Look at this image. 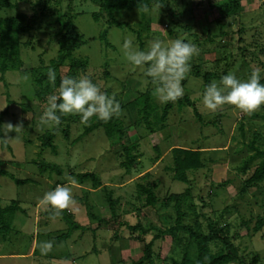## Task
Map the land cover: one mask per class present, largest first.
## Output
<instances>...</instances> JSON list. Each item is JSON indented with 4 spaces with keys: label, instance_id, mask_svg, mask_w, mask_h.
<instances>
[{
    "label": "rangeland",
    "instance_id": "rangeland-1",
    "mask_svg": "<svg viewBox=\"0 0 264 264\" xmlns=\"http://www.w3.org/2000/svg\"><path fill=\"white\" fill-rule=\"evenodd\" d=\"M224 1L230 2L231 9H219L218 16L211 4ZM44 2L47 8L42 12ZM234 2L238 3L236 9ZM239 2L155 0L143 11H116L115 17L130 27L110 26L102 39L100 34L107 23L102 16L93 19L99 5L92 0H0L1 17L25 13L29 25L28 32L17 35L25 72H0V134L5 140L2 144L0 137V205L17 200L20 206L11 230L0 234V264H132L143 256L144 245L150 239L151 260L140 264H172L173 260L182 264L183 255H195V244L187 239L186 232L170 230L177 212L174 200L168 197L187 188L189 198L181 206L183 223L204 233L212 225L228 236L239 259L227 264H264V180L247 182L259 157L243 166L253 153L251 142L264 150V106L247 113L226 104L211 113L201 97L205 85L219 81L224 74L235 73L246 79L258 68L264 76V69L252 59L245 60V35L249 32L245 28L256 20L253 13L245 11L248 7L240 12ZM258 6L261 13L264 2ZM56 11L70 19L86 39L75 51V56L88 60L86 70L77 76H89L120 101V116L129 141L137 144L131 150L136 157L127 165H121L126 159L122 144H112L101 127L84 134L90 122L83 124L78 114L65 115L62 127L67 129L68 138L61 130L56 131L55 151L42 146L41 136L52 126L39 123L46 103L38 99L32 78L47 71L50 59L57 55L60 23ZM130 34L142 49L153 38H183L199 48L182 81L190 103L179 107L175 101L164 127L154 133L148 132L128 105L151 89L143 83V70L134 69L121 54V45ZM205 70L216 72L208 82L202 76ZM67 72L65 62L56 76L61 80ZM152 101L161 113L163 104L154 96ZM8 124L13 129L9 130ZM172 147L202 150L203 164L188 172V184L172 176ZM42 162L59 165L61 171H41L38 164ZM146 171H150L146 181L155 182L154 192L161 201L154 207L142 206L136 191L134 179ZM79 172L94 173L101 185L91 188L90 178L79 183ZM70 177L95 190L69 185L73 203L67 208L72 212L64 210L78 226L60 237L68 224L49 217L52 208L48 205L36 203L57 183L68 184ZM138 221L146 232L129 229ZM132 232L140 238H133ZM48 240L53 241V247L45 254L41 244ZM209 245L215 251L219 243L214 240Z\"/></svg>",
    "mask_w": 264,
    "mask_h": 264
},
{
    "label": "trees",
    "instance_id": "trees-1",
    "mask_svg": "<svg viewBox=\"0 0 264 264\" xmlns=\"http://www.w3.org/2000/svg\"><path fill=\"white\" fill-rule=\"evenodd\" d=\"M94 3L99 5V10L92 14L95 21L99 19L100 16L107 23V27L101 32L100 37L105 39L107 28L110 26L116 27H130L129 23L126 21L119 20L115 17V13L118 10H131L137 8L143 11L148 8L151 3L155 0H92ZM46 2L43 3L40 11L43 12L46 9ZM7 5H10L7 3ZM212 7L216 8L217 11L228 7L231 9V4L228 1H224L221 4H211ZM238 7V3L234 2V9ZM219 10V11H220ZM218 11V16L220 15ZM58 16L57 20L60 23L58 30V51L55 58L50 59V67L55 70V72L62 66L65 62L68 63L67 76H77L78 73L84 72L87 68V58L75 56V51L83 44L86 43L84 36L76 29L74 23L65 17L61 12L56 11ZM66 18V19H65ZM220 23L219 18L217 23ZM218 23V24H219ZM29 25L26 23V14L17 13L16 15L1 17L0 16V72H5L7 70H20L22 69V60L19 54V43L17 40V35L20 32H28ZM222 32V31H221ZM223 33V32H222ZM137 37L140 39L139 33ZM49 70V69H48ZM48 70L42 75H35L32 78L33 84L35 86V92L38 99L46 103L47 97L54 92V88L50 81L48 80ZM215 71L205 70L202 74L203 79L208 82L212 76H215ZM58 84L60 83V78L56 76ZM261 83H264V77H262ZM151 89L146 90L140 96L128 103L129 107L136 111L138 114V119L143 122V125L148 130L149 133H154L156 130L164 127V121L169 110L173 107L174 102H168L163 104L161 113L158 112L157 105L152 101ZM177 105L181 107L185 103H190L189 97L183 95L182 98L178 99ZM65 115L61 117V123L58 126L53 125L51 129L45 131L41 136V142L43 147H49L52 151L56 150V145L53 143V138L56 131L61 130L64 133V137L68 138V131L62 127L65 121ZM101 127L106 135V137L111 141L112 144L121 143L123 147V152L125 155V160L121 161V165H127L131 162V158H135L136 155L131 153L136 147L135 142L129 141L126 127L124 122L119 115L114 117L107 122L91 118L90 123L85 127L84 134H87L94 130L95 128ZM2 144L5 143L4 137L0 134ZM249 147L253 150L252 155H250L248 161H245L244 168L248 162H250L255 157H259V161L254 168L251 175L248 177L247 182L254 184L264 180V150L255 146L252 142ZM171 153L173 156V163L171 170L173 171L172 176L175 180L189 183V171L197 170L202 166V150L200 149H190L183 147H172ZM41 171L55 170L60 172L61 168L59 165L53 163L42 162L38 164ZM150 176V171H146L143 174L136 177L135 185L138 197L142 200V206H157L161 201L154 192L155 182L151 184L146 181L147 177ZM77 181L83 183L88 178L91 179V188H97L101 185L100 180L92 172H79L76 174ZM145 181V182H144ZM189 198V188H187L182 193H171L168 200H174L175 209L177 212L175 224L171 227V231H184L187 233V239L192 240L195 244V255H183L182 264H227L230 262H235L239 259V254L236 246L231 242L230 238L221 233V230L215 229L212 225L209 227V232H201L197 227L193 225L183 223L181 218L184 215V211L181 210V206ZM20 210L19 202L17 200H12L9 204L5 206L0 205V234L8 232L12 228V220L16 211ZM54 209L48 212V216L51 218H61L68 224V230L60 237L69 234V232L78 226V224L71 218V216L63 209L60 211L59 215L55 214ZM138 208V214H140ZM129 229L134 231L140 229V233L146 232L141 223L138 221L135 225H129ZM132 237L139 239L140 235L132 232ZM158 237V235H155ZM217 241L219 243L218 248L212 251L209 245L210 241ZM153 239H150L144 245L143 256L136 262L132 264H140L145 261L150 262L151 251H152ZM172 264H180L177 260H173Z\"/></svg>",
    "mask_w": 264,
    "mask_h": 264
},
{
    "label": "clouds",
    "instance_id": "clouds-1",
    "mask_svg": "<svg viewBox=\"0 0 264 264\" xmlns=\"http://www.w3.org/2000/svg\"><path fill=\"white\" fill-rule=\"evenodd\" d=\"M134 36L126 37L121 45L124 60L135 68L143 70V83L151 85L152 95L161 103L175 102L184 95V81L190 71V61L199 54L198 46L183 38L163 40L153 38L146 48L134 44ZM48 80L54 92L47 97L46 107L39 118L41 126H58L64 115H76L87 125L91 118L107 122L121 114V104L115 94L103 91L87 75L64 76L56 85V72L49 68ZM260 69H254L246 78L242 79L235 73L221 76L219 81L213 80L205 85L201 94L203 106L211 113H215L223 105L251 113L264 106V83H261ZM9 130L13 125L8 124ZM77 181L69 178L68 184H57L42 196V203L60 211L73 203L72 187ZM53 241H44L41 251L47 253L52 250Z\"/></svg>",
    "mask_w": 264,
    "mask_h": 264
},
{
    "label": "crops",
    "instance_id": "crops-1",
    "mask_svg": "<svg viewBox=\"0 0 264 264\" xmlns=\"http://www.w3.org/2000/svg\"><path fill=\"white\" fill-rule=\"evenodd\" d=\"M264 2V0H240V12H242L246 7L248 9H245L246 12H251L255 16V23H249L246 25L245 30H249V32L245 35L247 37V43L245 48V60L248 61L250 59L253 60V62L258 65L262 70L264 69V10L260 13L259 11V4ZM248 5V6H247ZM250 5V7H249ZM246 6V7H244ZM250 9V10H249ZM247 14V13H246ZM253 55V56H251ZM248 57V58H247ZM264 77V76H262ZM60 184V183H57ZM56 184V185H57ZM73 186H76V188H84L87 191H93L95 189H87L85 186L80 184H75ZM55 186H53L54 188ZM42 203V199H40L36 206H40ZM68 212L71 210L66 209ZM72 212V211H71ZM76 222V221H75ZM78 224V222H76ZM80 225V224H79ZM32 251V250H31ZM31 253V252H30Z\"/></svg>",
    "mask_w": 264,
    "mask_h": 264
}]
</instances>
